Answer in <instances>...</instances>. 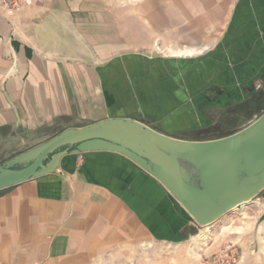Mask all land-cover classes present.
I'll return each instance as SVG.
<instances>
[{"label":"crops","instance_id":"obj_1","mask_svg":"<svg viewBox=\"0 0 264 264\" xmlns=\"http://www.w3.org/2000/svg\"><path fill=\"white\" fill-rule=\"evenodd\" d=\"M237 2L37 0L11 15L0 7V132L33 137L22 152L66 127L145 114L164 117L151 126L174 136L175 111L208 106L212 87L239 91L238 65L218 59ZM165 24L167 41L186 46L168 50L181 55L153 54ZM263 33L248 34V51ZM198 64L209 82L197 81ZM225 241L237 243L241 264H264V189L199 226L156 178L100 150L68 154L56 173L0 190V258L12 264H199Z\"/></svg>","mask_w":264,"mask_h":264},{"label":"water","instance_id":"obj_2","mask_svg":"<svg viewBox=\"0 0 264 264\" xmlns=\"http://www.w3.org/2000/svg\"><path fill=\"white\" fill-rule=\"evenodd\" d=\"M119 153L156 178L199 226L252 200L264 189V111L231 134L186 139L135 117L66 127L0 163V190L56 173L68 154Z\"/></svg>","mask_w":264,"mask_h":264},{"label":"rangeland","instance_id":"obj_3","mask_svg":"<svg viewBox=\"0 0 264 264\" xmlns=\"http://www.w3.org/2000/svg\"><path fill=\"white\" fill-rule=\"evenodd\" d=\"M235 6L233 16L227 25V28H232L234 31L227 37L230 43L220 47L222 54L218 59H221L223 61L222 63L225 62V66H228L231 62L238 65L239 78H237V80L234 78V81L237 82L233 84L234 86L237 85L236 87L237 89L239 88V91L237 93L232 92L231 96L229 89L231 85H229L227 87L229 92L223 95L221 94L222 89L219 87H212V89L208 90L211 97L208 106L205 105L199 109V111H189L187 107L182 109V111H175L171 119L177 122L175 123L176 127H181L171 131V134H175V137H209L208 139H210V137L216 138L225 136L242 129L264 111V37H261L263 44L261 43L255 46L253 51L252 48H250L249 51L246 48L248 45V38L252 37L248 35L249 33L257 30L261 31V29L264 32V0H238ZM126 7L128 11H135L137 5L135 2H129ZM144 22L146 23V21ZM141 23V20L129 21V24ZM169 30H171L170 27L165 24L162 25L157 32L158 35L155 34L153 38V44H156L154 46V55H161V57L167 55H181L169 51L168 48L178 49L186 47L183 43H169V41H167L169 39ZM217 47L213 48V50ZM213 50L211 49L196 57L206 60L207 55L212 54ZM202 51L205 50L202 49ZM150 55L151 54H149V56ZM177 61L183 62L185 58L179 57ZM198 65L199 66L193 70V73L195 72L196 75L195 77H197V81L202 82L207 79V82H209L210 76L208 77V75H206L207 69H204L203 66L200 67V64ZM219 67L220 66H218V68ZM183 69L184 66H179V75H182ZM252 99H254V101H261V103L242 106ZM195 101L196 100H192L191 102L195 103ZM196 102H198V100ZM199 102L201 105L204 103L202 100ZM171 112L173 113L174 111ZM140 117L143 118V122L150 126L151 124H153L152 126L164 125L162 121L164 117H146L145 114L140 115ZM28 137L27 134H23L17 130L12 131L7 129L0 132V163L23 150V147L19 146V144H29L34 140L33 137ZM225 218L224 216L223 222H230V218L227 217L228 220ZM202 239L206 242L208 236Z\"/></svg>","mask_w":264,"mask_h":264},{"label":"built area","instance_id":"obj_4","mask_svg":"<svg viewBox=\"0 0 264 264\" xmlns=\"http://www.w3.org/2000/svg\"><path fill=\"white\" fill-rule=\"evenodd\" d=\"M37 0H0V7L8 14H13L24 5ZM242 256L237 243L225 241L217 249L200 255L199 264H241ZM0 264H12L0 258Z\"/></svg>","mask_w":264,"mask_h":264},{"label":"trees","instance_id":"obj_5","mask_svg":"<svg viewBox=\"0 0 264 264\" xmlns=\"http://www.w3.org/2000/svg\"><path fill=\"white\" fill-rule=\"evenodd\" d=\"M261 103V101H258V100H255L254 101V99H252V100H250V101H248L247 103H244L242 106L244 107V106H250V105H252V104H260Z\"/></svg>","mask_w":264,"mask_h":264}]
</instances>
